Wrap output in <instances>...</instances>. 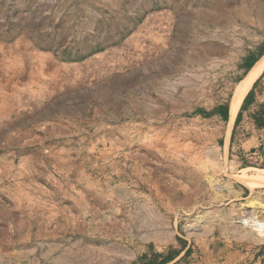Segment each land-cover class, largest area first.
Returning a JSON list of instances; mask_svg holds the SVG:
<instances>
[{
  "label": "rangeland",
  "instance_id": "obj_1",
  "mask_svg": "<svg viewBox=\"0 0 264 264\" xmlns=\"http://www.w3.org/2000/svg\"><path fill=\"white\" fill-rule=\"evenodd\" d=\"M263 44L264 0H0V264H145L178 239L171 264L196 261L221 187L264 166L196 112L229 108Z\"/></svg>",
  "mask_w": 264,
  "mask_h": 264
},
{
  "label": "crops",
  "instance_id": "obj_2",
  "mask_svg": "<svg viewBox=\"0 0 264 264\" xmlns=\"http://www.w3.org/2000/svg\"><path fill=\"white\" fill-rule=\"evenodd\" d=\"M263 56L264 53L258 57L254 65ZM254 65L249 70L244 71V77L248 75ZM248 93L247 102L240 111L239 121L234 131L235 133L238 131L245 132L242 141L243 147L250 145L252 148L264 150V68L252 81L246 95ZM228 121H230V113ZM247 169L251 168L242 170ZM252 169L261 174L251 178L243 176L241 181H227L221 187L220 192L222 194H217L208 212L202 216L203 221L207 224L202 226L197 235L196 245L200 255L191 264H211L209 262L214 261V259L209 260V254L213 257V250L218 246L212 242L215 234L222 239L218 238L219 243H224L225 248H228L226 255L228 258L220 264H247L246 261L248 264H264V234L256 235L252 233V230L245 231L235 224L237 212L242 209H261L264 215V167ZM189 245L188 243L186 249L189 248ZM182 255L183 252L179 257Z\"/></svg>",
  "mask_w": 264,
  "mask_h": 264
},
{
  "label": "trees",
  "instance_id": "obj_3",
  "mask_svg": "<svg viewBox=\"0 0 264 264\" xmlns=\"http://www.w3.org/2000/svg\"><path fill=\"white\" fill-rule=\"evenodd\" d=\"M263 53H264V44L262 46V49H261L258 57H260ZM258 57L256 58V57L250 56L246 60V62L244 63L245 70H249L254 65V63L258 60ZM248 96H249V93L245 96V98L242 102V105H241V107H240V109L236 115V118H235L234 123H233V125H234L233 132H234L235 127L237 126V123L239 121L240 111L243 109L244 104L247 102ZM196 113L201 114L205 117L212 115V114H219L224 120H228V105L220 106L217 109H214L209 114L202 112V111H197ZM232 139H233V134L231 135L230 140L232 141ZM260 168H262V167H260ZM178 243L181 247L180 250L169 249L165 254H155L145 264H171L181 255L182 252H183V255L181 257H179V259H177V261H175L174 263L186 261L190 255V248L186 249V243L183 240L178 239Z\"/></svg>",
  "mask_w": 264,
  "mask_h": 264
},
{
  "label": "bare ground",
  "instance_id": "obj_4",
  "mask_svg": "<svg viewBox=\"0 0 264 264\" xmlns=\"http://www.w3.org/2000/svg\"><path fill=\"white\" fill-rule=\"evenodd\" d=\"M263 68H264V56L254 65V67L252 68V70H250L248 75L245 76L236 85V88L234 90L233 96H232V98L230 100V103H229V109H230V111H229V113H230V121H229V126H228L229 130H230V128L232 126V123H233V120H234V118H235V116H236V114H237V112L239 110L240 104H241L244 96L246 95L248 89L250 88V86L252 84V81L258 76V74L262 71ZM254 220H256V219H254ZM253 222H254V224L255 223H258V224L261 223L259 220L256 221V222L255 221H253ZM262 223H264V222H262ZM261 227L264 228L263 226H261Z\"/></svg>",
  "mask_w": 264,
  "mask_h": 264
},
{
  "label": "water",
  "instance_id": "obj_5",
  "mask_svg": "<svg viewBox=\"0 0 264 264\" xmlns=\"http://www.w3.org/2000/svg\"><path fill=\"white\" fill-rule=\"evenodd\" d=\"M228 117H229V108H228Z\"/></svg>",
  "mask_w": 264,
  "mask_h": 264
}]
</instances>
